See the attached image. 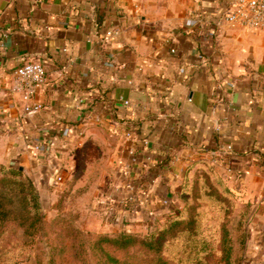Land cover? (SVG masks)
I'll use <instances>...</instances> for the list:
<instances>
[{
    "label": "crops",
    "instance_id": "1",
    "mask_svg": "<svg viewBox=\"0 0 264 264\" xmlns=\"http://www.w3.org/2000/svg\"><path fill=\"white\" fill-rule=\"evenodd\" d=\"M234 1L0 0V164L45 190L82 161L107 233L166 220L187 169L214 164L252 199L264 264V28L226 24ZM27 62L47 71L31 114L12 91Z\"/></svg>",
    "mask_w": 264,
    "mask_h": 264
},
{
    "label": "rangeland",
    "instance_id": "2",
    "mask_svg": "<svg viewBox=\"0 0 264 264\" xmlns=\"http://www.w3.org/2000/svg\"><path fill=\"white\" fill-rule=\"evenodd\" d=\"M82 172L80 161L79 170L69 184L40 190L35 179L24 171L39 196L44 229L30 239L25 235L21 219L12 216L0 224V260L24 255L14 264H103L92 250L95 240L103 235L116 237L121 232H103L96 223V212L106 194L75 191ZM84 188L90 189V185ZM181 188L186 190L183 195L188 202L180 197L183 190L180 189L181 207L174 215L185 212L186 204L194 210L188 217L191 223L179 240L170 242L164 250V258L170 264H216L221 256V235L225 228L235 240L237 250H241L240 264H259L249 253L256 209L247 193L211 163L186 171ZM165 223L166 220L146 232L130 234L146 236ZM149 257L138 249L117 254L123 264H151Z\"/></svg>",
    "mask_w": 264,
    "mask_h": 264
},
{
    "label": "trees",
    "instance_id": "3",
    "mask_svg": "<svg viewBox=\"0 0 264 264\" xmlns=\"http://www.w3.org/2000/svg\"><path fill=\"white\" fill-rule=\"evenodd\" d=\"M192 169H187V172ZM180 197L188 202L184 196V188ZM187 193V192H186ZM18 210V211H17ZM185 212L178 215H169L166 223L146 236L133 235L121 232L116 237L106 235L98 237L92 250L103 264H123L118 253H128L138 249L151 258V264H170L164 258V250L170 244L179 240L184 229L190 225L189 215L194 208L186 204ZM19 212V213H18ZM41 202L30 179L25 176L24 171L17 167H8L0 164V224L6 223L9 218L15 216L23 221L25 235L30 239L39 235L44 229V222L41 215ZM221 235V256L216 264H240L241 250H237L235 240L225 228ZM205 250V249H204ZM24 255H15L8 259L0 260V264L11 262L14 264L21 260Z\"/></svg>",
    "mask_w": 264,
    "mask_h": 264
},
{
    "label": "built area",
    "instance_id": "4",
    "mask_svg": "<svg viewBox=\"0 0 264 264\" xmlns=\"http://www.w3.org/2000/svg\"><path fill=\"white\" fill-rule=\"evenodd\" d=\"M231 26L242 29L258 30L264 28V0H235L222 17ZM12 91L21 96L24 102V112L31 114L40 112L43 104L37 99L38 93L47 81V71L44 65L37 62H27L17 68L12 74ZM132 138L131 133L126 134ZM228 151L232 150L229 146ZM61 182L62 178L59 177ZM107 199L100 201L103 205Z\"/></svg>",
    "mask_w": 264,
    "mask_h": 264
},
{
    "label": "water",
    "instance_id": "5",
    "mask_svg": "<svg viewBox=\"0 0 264 264\" xmlns=\"http://www.w3.org/2000/svg\"><path fill=\"white\" fill-rule=\"evenodd\" d=\"M21 171H23V168H20Z\"/></svg>",
    "mask_w": 264,
    "mask_h": 264
}]
</instances>
